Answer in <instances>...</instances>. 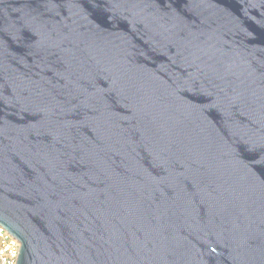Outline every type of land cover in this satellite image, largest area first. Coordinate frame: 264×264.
Returning a JSON list of instances; mask_svg holds the SVG:
<instances>
[{"label": "water", "instance_id": "1", "mask_svg": "<svg viewBox=\"0 0 264 264\" xmlns=\"http://www.w3.org/2000/svg\"><path fill=\"white\" fill-rule=\"evenodd\" d=\"M0 226L16 264H264V0H0Z\"/></svg>", "mask_w": 264, "mask_h": 264}, {"label": "built area", "instance_id": "2", "mask_svg": "<svg viewBox=\"0 0 264 264\" xmlns=\"http://www.w3.org/2000/svg\"><path fill=\"white\" fill-rule=\"evenodd\" d=\"M20 244L0 226V264H16Z\"/></svg>", "mask_w": 264, "mask_h": 264}]
</instances>
